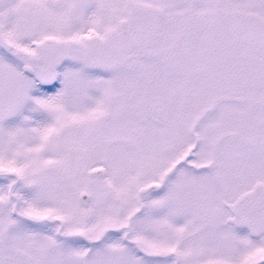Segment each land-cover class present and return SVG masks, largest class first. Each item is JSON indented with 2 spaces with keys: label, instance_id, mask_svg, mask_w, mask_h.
<instances>
[{
  "label": "snow or ice",
  "instance_id": "obj_1",
  "mask_svg": "<svg viewBox=\"0 0 264 264\" xmlns=\"http://www.w3.org/2000/svg\"><path fill=\"white\" fill-rule=\"evenodd\" d=\"M0 264H264V0H0Z\"/></svg>",
  "mask_w": 264,
  "mask_h": 264
}]
</instances>
